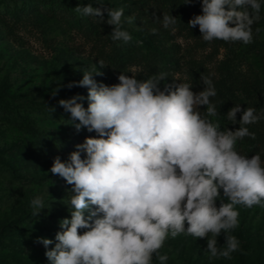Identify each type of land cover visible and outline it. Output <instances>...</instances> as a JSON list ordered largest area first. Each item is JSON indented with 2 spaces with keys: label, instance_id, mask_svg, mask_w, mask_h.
<instances>
[{
  "label": "clouds",
  "instance_id": "9594fccd",
  "mask_svg": "<svg viewBox=\"0 0 264 264\" xmlns=\"http://www.w3.org/2000/svg\"><path fill=\"white\" fill-rule=\"evenodd\" d=\"M199 2L201 14L188 26H198L205 42H253L252 25L261 19L264 0ZM95 3L97 7L78 4L74 10L100 19L106 13V23L113 26L111 39L131 41L123 25L132 24L134 17H124L123 7ZM175 24L176 17L163 16L164 28L174 31ZM94 74L100 73L84 71L79 81L67 85L86 87V97L58 100L77 131L83 127L96 135L85 137L66 160L53 158L49 171L72 186L66 205L71 210L70 218L59 221L62 230L53 247L48 248L53 240L37 238L48 264H153L154 256L167 264L168 255L159 249L179 234L206 238L210 259H230L240 250L239 239L228 235L239 225L238 206L264 207V159L260 153L248 158L235 147L246 136L255 138L246 125L264 119V109L242 110L235 104L226 116L240 126L221 130L218 121L209 119L218 115L210 101L217 94L210 78L194 93L188 81L161 89L163 73L138 80L136 73L120 72L114 84L98 82ZM90 206L95 207L85 215ZM30 207L36 217L50 204L36 195ZM221 233L224 243L218 245Z\"/></svg>",
  "mask_w": 264,
  "mask_h": 264
},
{
  "label": "rangeland",
  "instance_id": "374dc122",
  "mask_svg": "<svg viewBox=\"0 0 264 264\" xmlns=\"http://www.w3.org/2000/svg\"><path fill=\"white\" fill-rule=\"evenodd\" d=\"M60 1L70 7L68 12L83 2L98 6L95 0ZM168 1L103 0L102 7H123L124 17H134L132 24L123 27L138 38L123 43L111 39L113 26L105 21L95 17L78 21L67 12L49 9L47 0H18L12 7L0 0V264H48L46 249L37 238L53 240L50 249L62 230L59 221L70 218L66 205L72 186L49 169L54 157L66 160L85 137L96 135L83 127L77 131L58 104L59 99L76 94L87 96L86 87H67L79 81L84 71H98L93 78L105 84L118 83L120 72L136 73L138 80L163 73L161 89L188 81L194 93L202 91L204 80L210 78L217 93L210 101L218 115L209 119L218 121L221 130L240 126L230 124L226 116L235 104L242 110L264 109V92L250 88L252 84L264 88V6L261 19L252 25L253 42L245 45L205 42L198 26L190 29L177 18L174 31L164 28L163 3ZM82 103L86 108L87 100ZM200 111L205 114L206 106L201 105ZM246 127L255 138L238 140L236 150L248 158L260 153L264 159V119ZM36 195L44 197L46 206L49 201L50 207L34 217L30 201ZM94 207L86 209L85 215ZM238 207L239 225L233 230L240 250L230 259H210L206 238L179 234L159 249L168 255L167 264H264V207ZM217 242L223 245V233ZM153 264H159L155 256Z\"/></svg>",
  "mask_w": 264,
  "mask_h": 264
},
{
  "label": "trees",
  "instance_id": "16d2710c",
  "mask_svg": "<svg viewBox=\"0 0 264 264\" xmlns=\"http://www.w3.org/2000/svg\"><path fill=\"white\" fill-rule=\"evenodd\" d=\"M9 6H14L18 0H6ZM88 2H83L81 4V6H83L84 4H86ZM47 4L49 9H53V11L58 12V13H62L65 14V12L69 13L70 16H72L74 19H77L78 21H88L90 22V17L91 16H81L80 14H78L74 8L76 7L75 5L73 6V9L71 12H68V9L70 10V7L68 5H66L64 2H61L60 0H47ZM93 6V5H92ZM163 6L165 7L164 10L169 13L170 15H174L177 20L183 21V22H187L192 18V16L194 15H198L201 14V9H200V4L192 1L190 3L185 4V0H170L168 2H164ZM96 7V6H93ZM103 19L100 18H96L98 21H105L107 20V15L106 13H102ZM128 30V29H127ZM129 33L131 34L132 37L138 38L137 33H134L130 30H128ZM251 86V87H250ZM248 87L252 88L255 92H259V94H261L262 92H264V88L257 86V85H250ZM227 123V121H226ZM229 123V122H228ZM232 122H230L231 124ZM70 125L71 122H70ZM43 214V210H41V212L38 215H42ZM232 235H235L238 239V234L235 232V230H230L229 231Z\"/></svg>",
  "mask_w": 264,
  "mask_h": 264
}]
</instances>
